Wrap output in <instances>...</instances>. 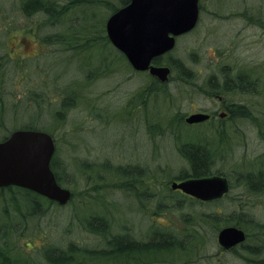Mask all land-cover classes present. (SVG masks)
Segmentation results:
<instances>
[{
    "label": "trees",
    "instance_id": "16d2710c",
    "mask_svg": "<svg viewBox=\"0 0 264 264\" xmlns=\"http://www.w3.org/2000/svg\"><path fill=\"white\" fill-rule=\"evenodd\" d=\"M129 2L130 0H69L65 2L64 0H0V12L2 6L5 7V5L8 6V4H11L18 9V12L22 13L24 18L31 20V23H28L27 27L34 25L36 30L35 34L39 43L42 47L46 48L41 55L49 58L53 56L50 64L52 71L54 63L58 62L64 56L72 58L75 55L79 56L80 52H86V58L92 60L91 54L97 50L96 57L93 58L95 65L91 62L89 67L84 66L81 69L83 70V77H80V80L75 82V84H73L74 81H71L66 82V86L59 84L47 85L45 87L40 86V89L33 90L28 94V97L30 96L29 99L34 101V103H38L39 106H41L42 101L51 99L47 103V106L50 109L52 107L49 111L52 117H54V122L48 125H28L18 128L43 130L53 136L56 144V152L52 159L51 167L59 184L64 187H67L65 184L70 183L69 180L73 175L65 166L62 160L63 156L61 157L58 153L59 147L54 135L53 125L64 123V114L67 110L74 109L81 97L86 102L91 101L93 103V109L101 110L103 105H105L102 101V96H106V94L103 93L94 97L93 87H99L102 85L100 83L102 81L111 84L110 88L113 87L114 81L112 82L109 78H113L117 73L114 68L117 62H124L125 67L131 73H136L129 64L126 56L112 45L106 31V22L109 16ZM204 5L205 3L200 0V15ZM81 8L85 10L92 9L93 12L87 16L85 10L81 11ZM260 13L263 14V12ZM99 14L106 15L105 22L102 25H97L96 22ZM6 23L8 26L5 25L3 30L8 33L11 24L9 20ZM3 45H5V41L2 43L0 39V48L4 47ZM171 52L154 59L153 63L170 66L172 70L169 75L170 79H198L199 72L187 65L182 58L172 56ZM195 55L196 53L194 52L189 53L192 61H195ZM11 60L7 52H0L1 88L5 83L3 75L8 71L7 62ZM69 63L72 62L69 60ZM18 66L25 70V64L23 62H19ZM256 69V71L255 69L252 70L249 66L243 68L221 66L217 71L214 70V73L205 76L204 79H208V82L209 80L210 82L200 85L214 92L216 91L215 94L223 96L232 115V118L226 126L221 125L219 127L220 129L212 131V135L208 137L197 133L194 138L190 136L185 141L176 142L177 138H180L181 135V132L176 131V129L183 127L189 129L182 122L183 120H181L180 115L179 117L177 115L175 118L174 116L176 114H174L172 118L168 117L169 119L166 121L164 118L167 117L164 116L163 119H160L161 121L157 120L155 124L152 123V119L149 118L148 120V116L145 115V121L141 123L144 130H149L148 134L151 136H148L151 137L152 141L153 137H165L167 134L175 140L173 149L179 157L180 164H183V166L179 168L177 173H174V176H169L171 170L166 171L164 169L165 174H160V169H157L154 174H150L148 170H145L147 169L146 166L130 163L111 166L109 161L97 163L96 161H89L85 158L79 159L80 164L78 162L75 164L76 169L81 179L83 178L87 182V189L81 195L79 194L80 205L74 210H71V213L73 212L72 215L77 216L78 222L76 219L70 218L67 225L64 226L61 222L57 224L52 219V222L58 227L57 233L56 235L51 234L49 237L46 234L44 236L45 241L41 245L31 246V237L33 236L31 234L36 232V228L34 229L33 227L39 229L38 225H33V220L40 214L42 207L46 209L44 205L45 201L50 205L57 203L21 187L9 186L0 188V264H147L153 262L193 264L195 262H201L203 259L210 261L212 259L210 255L218 254V252L210 253L209 249L217 246L220 247L218 234L226 226H236L243 229L247 233L246 241L250 240L248 239V234L251 231L262 229L261 231H257L263 233L261 235L263 238H259L264 241V223L250 218V214L244 205L239 209L238 207L234 208L229 213H224V209L218 207V204L228 199L230 194H226L222 199L212 202H204L183 194L191 199V205L194 208L189 213L181 214L180 220L184 223L182 236L176 235L172 229L167 227L164 229V227L154 226L155 230L153 229L154 231L152 230V233L148 231L151 234L150 237L148 236V240H138L129 231L125 232V230H129L126 225L124 227L120 225L121 228H119L120 223L116 217H109L106 214L108 212V206L110 205L109 202H111L110 193H112V189L108 188L103 181L109 177V173L113 174L110 178L115 177L117 187L120 186L126 192L128 191V184L132 187L133 183L138 181L143 182L145 180L150 181L152 177L164 179V183L167 185L172 184L174 181L217 174L229 179L230 191H232L234 185L230 180L232 178L231 175L221 168L214 169V167L220 161L218 159L221 156L229 159L232 151L237 148L242 134L240 125L247 118H252L250 116L252 112L246 108L245 104H235L227 100V98L230 94H241L248 97L264 95V65ZM44 70L46 71V69ZM142 74H145L153 85L149 88L148 92L146 91V95L147 93L149 95V92L153 91L167 93L170 85L158 81L157 77L151 76L148 73ZM61 76L64 77V80L66 79L65 75L62 74L52 75L51 77L54 80H59ZM73 77L76 78V76ZM70 83L72 85H69ZM76 87H82L83 93L82 90ZM179 87L186 88L188 84L181 83ZM1 88L0 129H3L5 126L7 128L5 115L11 109L12 105L9 106L5 101V92ZM180 92H183V94L187 93L185 91ZM94 98L95 100L93 101L92 99ZM134 101L136 102L137 99L135 98ZM141 102L142 100L136 103V106L138 105L140 107L142 105L145 107L147 102L145 104L144 101ZM117 107L126 110L125 106ZM96 110L95 112L98 113ZM102 113L106 112L103 111ZM126 119L127 115L125 119H120L119 116L115 122L122 126ZM259 120L260 127L263 129L260 136L262 141H264V108H261L258 114ZM106 124L108 125V123ZM161 124H164L163 130L159 131ZM155 130L160 133L156 135ZM8 136L4 133L0 137V141L6 139ZM70 149L78 155V150L72 147ZM77 155H75V158L78 157ZM153 159V161H157V159ZM261 160H259V168L257 170L250 166L251 171H248L241 177H236L241 187L250 194H261L264 187L262 185L264 178L263 170L260 168L261 164H263ZM143 172L146 173L143 174ZM70 187L71 185L67 188ZM76 191L72 189V198L68 204L72 203L78 197L76 196ZM169 191L173 195H176L177 192L183 193L180 190L172 189V187ZM139 195L141 196V203L144 202L143 196H146L145 199L148 200L147 202L155 204L154 208L158 210L169 207L167 202L168 194L166 193L146 191ZM150 200H154L156 203H152ZM175 203L177 209L184 208L182 206L184 205L182 198L176 199L174 201ZM91 205L97 208L96 212L87 214L81 218L80 206L86 209ZM205 205L208 206V209H204ZM214 205L215 207H210ZM116 221L119 223H117L118 226L115 225ZM78 224L80 228H78ZM121 229H123L122 232ZM80 232L82 234L87 233L84 235L87 238L83 240L79 239ZM246 241L242 247L235 248L233 252L239 255L242 253L240 249L243 248L254 257L264 256V245L261 243L247 244ZM159 254L172 255V258H150L148 260H141L140 258L143 255L151 256ZM256 264H264V259L258 260Z\"/></svg>",
    "mask_w": 264,
    "mask_h": 264
},
{
    "label": "rangeland",
    "instance_id": "374dc122",
    "mask_svg": "<svg viewBox=\"0 0 264 264\" xmlns=\"http://www.w3.org/2000/svg\"><path fill=\"white\" fill-rule=\"evenodd\" d=\"M202 1L205 5L201 11L198 25L193 31L177 40V45L171 52L172 56L182 58L187 65L197 72L201 70L198 79H204L205 76L214 73V69H218L222 65L237 68L249 66L255 71L256 68L264 65V0ZM80 10L85 9L81 8ZM85 12L88 16L93 10L89 9ZM260 12H263V14ZM105 18V14H99L96 21L97 25H102ZM8 20L11 26H9L10 31L6 33L3 29L5 25L8 26L6 23ZM28 23H31V20L24 18L14 5L2 6L0 12V39L2 43L5 41V45L0 48V52H7L12 60L7 62L8 71L3 75L5 83L0 88L5 92V101L12 107L5 115L7 128L5 126L0 129V137L4 133L10 135L16 128L28 125L42 126L54 122V117L49 111L52 107L50 109L47 106L51 99L42 101L41 106H39L38 103H34L29 99L28 94L33 90L40 89V86L45 87L55 84L66 86V82L71 81H74L73 84H75L80 80V77H83V70L81 69L84 66L89 67L91 62L95 65L93 58L96 57L97 50L92 52V60L86 58V52H80L79 56L75 55L72 58L64 56L54 63L52 71L50 64L53 56L49 58L41 55L46 48L39 43L34 25H30L31 28H29L30 26L27 27ZM191 52L196 53L195 61H192L189 57ZM69 60L72 63H69ZM19 62L25 64V70L18 66ZM114 68L117 72L113 77L115 79L109 78L112 82L114 81L112 88H110L111 84L104 81L100 82L102 85L99 87H93L94 97L103 93L106 94V96H102L105 105L101 110L93 109V103L91 101L86 102L81 97L76 107L67 110L64 114L65 122L53 125L54 135L59 147L58 153L61 157L63 156L62 160L65 166L73 175L69 180L70 183H66L65 186L69 187L71 185V189L69 188L71 192L72 189L77 190L76 196L78 197L72 203L64 206L50 205L47 201L44 202L46 209L42 207L40 214L33 220V225H38L39 229L33 227L36 228V232L31 234V236L33 235L31 246L41 245L45 241L44 236L46 234L48 237L51 234L56 235L58 227L52 222V219L55 223L61 222L64 226L67 225L70 218L77 220V216L72 215L71 210L80 205L79 196L87 189V182L83 178L81 179L76 169L75 164L77 162L80 164L79 159L85 158L97 163L109 161L111 166L128 163L146 166L147 169L145 170H148L150 174H154L157 169H160V174H165L164 169L166 171L171 170L169 176H174V173H177L179 168L183 166L173 149L175 140L167 134L165 137H153V142L149 137L151 136L148 134L149 130H144L141 122L145 121L146 116H148V120L149 118L152 119L153 124L157 123V120L163 119L164 116L167 117L164 118L166 121L172 118L174 114L184 115L191 112L194 103L206 107L208 100L205 97L195 96L193 98L188 93L175 92L177 86L173 84H170L171 91L168 90V94L153 91L146 95V91L148 92L153 85L145 74L131 73L125 67L124 62H117ZM56 74L65 75L66 79L64 80L63 76L59 80L52 79L51 76ZM73 76H76V78ZM74 78L75 80H73ZM82 89V87L79 88V90ZM263 97L262 94L256 97L237 96L235 99L247 105L254 117L257 110L260 112L261 108H264ZM135 98L137 99L136 102L134 101ZM141 100L144 101V104L147 102L145 107L142 105L140 107L136 106V103ZM117 106H125L126 110ZM103 111L106 113H102ZM126 115L127 119L122 126L115 122L119 116L120 119H125ZM252 120L254 119L247 118L240 125V131H242L240 143L232 151L229 159L221 156L218 159L220 161L214 167V169L221 168L231 175L230 180L234 185L233 190L229 193V198L218 204V207L223 208L224 213H229L234 208L238 207L239 209L244 205L250 214V218L264 223V187L261 194H250L241 187L236 178L251 171L250 166L257 170L261 159L263 164L260 168L263 170L264 176V141L260 136L263 129L260 127V120L257 125H254ZM163 126L164 124H161L159 131L163 130ZM192 128L194 129L177 128L176 131H180L181 135L176 142L185 141L190 136L194 138L197 133L208 137L215 130L209 124ZM159 131L155 130L154 132L158 135ZM70 147L78 150V155ZM75 155L79 158H75ZM153 158L157 161H153ZM145 173L143 172V174ZM108 176L103 181L108 188L112 189V193H110L111 202H109L110 205L106 214L109 217H116L120 224L116 221L115 225L118 223L119 228H121L120 225L122 227L126 225L129 230H125V232L129 231L138 240H148V236L151 235L148 231L152 233L154 226L164 227V229L167 227L172 229L176 235L182 236L184 223L180 220L181 214L189 213L194 208L191 205V199L183 195L184 193L171 194L169 191L171 184L165 185L164 179H157L156 177H152L150 181L133 183L132 187L128 184V191L125 192L120 186L117 187L115 177L110 178L113 174L109 173ZM262 185L264 186V178ZM146 191H160L168 194L169 207L158 210L154 208L155 204L147 202L146 196H143L144 202L141 203L139 194ZM179 198L184 201L183 209L175 207L176 203L174 204V201ZM150 201L156 203L154 200ZM49 206L50 208H48ZM207 207L205 205L204 209ZM210 207H215V205ZM80 210L81 218H83L87 214L96 212L97 208L93 205L86 209L80 206ZM78 228H80V225ZM257 230L261 231L262 229ZM257 230H253L248 234L250 240L246 241L247 244L261 243L264 245V241L260 239L263 238L261 236L263 233H259ZM122 231L123 229H121ZM80 233L79 239L87 238L84 236L87 233ZM242 249H240L242 253L237 255L235 252L221 253L220 247H213L209 249V252H218V254L210 255L212 256L210 261L203 259L201 262L193 264H256L258 260L264 259V256L254 257ZM140 258L141 260L150 258L171 259L172 255H143Z\"/></svg>",
    "mask_w": 264,
    "mask_h": 264
},
{
    "label": "water",
    "instance_id": "95a60500",
    "mask_svg": "<svg viewBox=\"0 0 264 264\" xmlns=\"http://www.w3.org/2000/svg\"><path fill=\"white\" fill-rule=\"evenodd\" d=\"M200 17V0H130L111 14L106 31L111 43L121 51L137 71H149L167 81L171 69L155 65L153 60L171 52L177 38L191 32ZM205 113L190 115L188 123L204 121ZM56 152L53 136L43 130L16 129L0 141V188L9 186L31 190L60 206L72 198L69 188L59 184L51 163ZM172 189L201 201L223 198L230 191L229 179L222 175L174 181ZM246 239L243 229L226 226L218 234V243L230 249ZM147 264H171L153 262Z\"/></svg>",
    "mask_w": 264,
    "mask_h": 264
},
{
    "label": "flooded vegetation",
    "instance_id": "af4514ba",
    "mask_svg": "<svg viewBox=\"0 0 264 264\" xmlns=\"http://www.w3.org/2000/svg\"><path fill=\"white\" fill-rule=\"evenodd\" d=\"M187 34H184V35H187ZM184 35L178 37L177 40L180 39L181 37H183ZM176 45H177V41H176ZM166 54H164L162 56H165ZM162 56H160V57H162ZM155 65H158V64H155ZM159 66H162V65H159ZM166 66H168V65H166ZM219 67H221V66H219ZM170 69H171V67H170ZM214 70H218V69H214ZM135 71H136V73H139V74H142V73H148V74H150L149 71H137V70H135ZM170 74H171V72H170ZM199 74H201V70H199ZM157 80L158 81H161L158 78H157ZM161 82L162 83H165L166 85L167 84L168 85H170V84L176 85L177 87L175 88V92L185 91V92H187L193 98H195V96L196 97L200 96V97H205L208 100V105L206 107H201V106H198L197 103H194L192 105L193 110L191 112H188L187 114H184V115H180L179 114L180 117H181V120H183L182 122L183 123L185 122V125H187V127L191 128V129H194L192 127H199V126H202L203 127V125H205V124L208 125L209 124L210 126H212L213 129L218 130V129H220L219 127L221 125L222 126H224V125L226 126V124H228V122L232 118L231 111H230V109L228 107V104H226V101H225L224 97L221 96V95L215 94L216 91L214 92L213 90H211V89H209L207 87H202L200 85V84H208L210 82V80L208 82V79H197V78H193V80H181L179 78H175V79H170L169 78L167 81H164V82L161 81ZM181 83L188 84V87H186V88H180L179 85H181ZM168 90L171 91V88L169 87L167 89V92H169ZM237 96H244V95H241V94H230V96L227 98V100H229V101H231L232 103H235V104L236 103L242 104L241 102H239V101H237L235 99ZM92 100L94 101L95 98L92 99ZM231 106H233V105L231 104ZM247 107L248 106L246 105V108ZM197 113H205V114L208 115V118L205 119L204 121H200V122H196V123H188L187 122L188 117L190 115L197 114ZM251 114L252 115H250V116H252V118L254 119V120H252V123L257 125L258 124V114H259V111L258 110L256 111V114H255L254 117H253V113H251ZM179 115H178V117H179ZM174 117L176 118L177 115L174 116ZM215 130H213V131H215ZM218 200H220V199H218ZM213 201H217V200H213ZM208 202H212V201H208ZM246 239H247V233H246ZM246 239H245V241H246ZM243 243H240V244H238V245H236V246H234V247H232L230 249H225V248H223V247L220 246V251H221V253L233 252V250L235 248L242 247L244 245Z\"/></svg>",
    "mask_w": 264,
    "mask_h": 264
}]
</instances>
